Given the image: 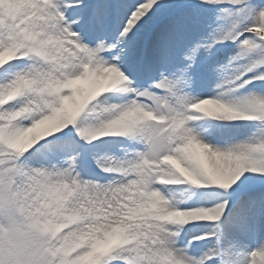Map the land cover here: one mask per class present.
Masks as SVG:
<instances>
[{
	"label": "snow or ice",
	"instance_id": "snow-or-ice-1",
	"mask_svg": "<svg viewBox=\"0 0 264 264\" xmlns=\"http://www.w3.org/2000/svg\"><path fill=\"white\" fill-rule=\"evenodd\" d=\"M0 264H264V0H0Z\"/></svg>",
	"mask_w": 264,
	"mask_h": 264
}]
</instances>
